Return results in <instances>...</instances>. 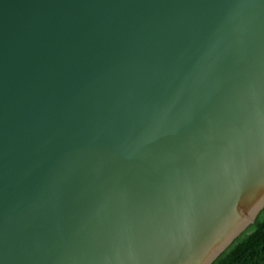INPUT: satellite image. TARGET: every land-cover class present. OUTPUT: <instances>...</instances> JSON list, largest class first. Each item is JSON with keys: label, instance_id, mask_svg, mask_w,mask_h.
<instances>
[{"label": "water", "instance_id": "water-1", "mask_svg": "<svg viewBox=\"0 0 264 264\" xmlns=\"http://www.w3.org/2000/svg\"><path fill=\"white\" fill-rule=\"evenodd\" d=\"M264 206V0H0V264H210Z\"/></svg>", "mask_w": 264, "mask_h": 264}, {"label": "trees", "instance_id": "trees-1", "mask_svg": "<svg viewBox=\"0 0 264 264\" xmlns=\"http://www.w3.org/2000/svg\"><path fill=\"white\" fill-rule=\"evenodd\" d=\"M210 264H264V206Z\"/></svg>", "mask_w": 264, "mask_h": 264}]
</instances>
